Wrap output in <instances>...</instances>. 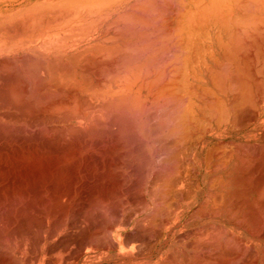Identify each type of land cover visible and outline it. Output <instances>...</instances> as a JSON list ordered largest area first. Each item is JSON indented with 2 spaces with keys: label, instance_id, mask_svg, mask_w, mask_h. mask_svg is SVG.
Returning <instances> with one entry per match:
<instances>
[{
  "label": "bare ground",
  "instance_id": "6f19581e",
  "mask_svg": "<svg viewBox=\"0 0 264 264\" xmlns=\"http://www.w3.org/2000/svg\"><path fill=\"white\" fill-rule=\"evenodd\" d=\"M253 2L0 0V264H264Z\"/></svg>",
  "mask_w": 264,
  "mask_h": 264
},
{
  "label": "rangeland",
  "instance_id": "374dc122",
  "mask_svg": "<svg viewBox=\"0 0 264 264\" xmlns=\"http://www.w3.org/2000/svg\"><path fill=\"white\" fill-rule=\"evenodd\" d=\"M0 35H2V34H0ZM4 38H5V37L0 36V39H1V40H3ZM23 56H26V55L23 54ZM33 57H34V58H33ZM33 57H32V56H31V57L29 56V57L20 58V59H22V60L20 61V59H18V58H14V57H10V56H4L3 59L0 60V65H1V66H3V67L6 66V65H7L8 67H12V66H13V67H15V69H17V71L15 70V72L20 73V77H21L22 74H23L22 76H25V75H27V76L22 77V78L18 77V76H19L18 73H17V74H14V71H13V69H12L13 67H12V68H8L9 71L12 69V70H11V73H10L8 70H7V71H8V72H7V71H6V68H5V71H4V69H3V71H2V69H1V72H2L3 74H0V78H2V77L5 78V77L9 76V79H10V77H11L10 75L13 74L12 79H21V80H22V79H23V80H25V79H26V80L30 79V80H31V79H34V78H35V77H33V76H32V77L30 76V74H31V75L33 74V75H35V76L37 77V78H35V79H39L38 77H40V75H39V72H40V71L37 72V71H35V69H36V68H40V69H38V70H41V66L43 65V62H45V61H43L42 59H41V60H38L39 58L37 59L36 56H33ZM32 58H33V59H32ZM30 59H31V60H30ZM29 60L31 61V62H30V66H29V64H28V63H29V62H28ZM22 61H23V62H22ZM24 61H25V62L27 61V62L25 63ZM20 62H21V63H20ZM24 63H25V64H24ZM31 63H32V64H31ZM22 64L25 65V66H26V64H27V65H28V68H29V69L32 68V70H34V71L37 73V75H39V76H37L36 73L34 74V71H32L31 69H30V71H29L28 69L25 70V66H23ZM33 64H34V65H33ZM45 64H46V62H45ZM7 66H6V67H7ZM21 66H22V68H21ZM33 66H34V67H33ZM26 67H27V66H26ZM1 68H2V67H1ZM23 69H24L25 71H28L27 74H26V72H25ZM31 71H32V72H31ZM6 72H7V73H10V75H9V74L7 75ZM4 74H6V75L4 76ZM17 75H18V76H17ZM28 75H29V76H28ZM4 78H3V79H4ZM6 79H8V78H6ZM4 80H5V79H4ZM76 206H77V205H76ZM93 207H94V206H93ZM98 208H99V209H98ZM106 209H107V210H106ZM110 209H111V208H108V207H107V208H104V207H102L101 205H99V206L96 205L95 208H94L93 210H92V207H91L90 211H88V212L85 213V214L87 215V217H86V216L84 217V215H83L84 213L82 212V213H83V214H82V220H81L80 222H82V221L84 222V220L86 221L87 218L90 220V218H91V221L87 220V221H86L87 223H86L85 225H88V226H89V224H90V226H92L93 223H94L93 218L95 219V218H96V215H97V218L99 219V221H101V222H104V220H105V222H106L108 216H109L108 220L111 219V218L113 219V218H114V216H113V214H112L113 212H110V211H111ZM91 210H92V211H91ZM96 210H98V211H96ZM99 210H101V211H102L103 213H105V214L103 215V213H102L101 211L99 212ZM109 210H110V211H109ZM93 211H94V213L96 212V213H95L96 215L93 214L94 217H93V215H91V214L93 213ZM112 211H113V210H112ZM107 212H108V213H107ZM77 213H79V212H77ZM77 213L74 211V214H75V215H74V214H71V215H74V216H71V218H72L73 220L70 219V221L72 220L73 223H75V222L78 221V219L75 217V216L78 215ZM89 213H90V214H89ZM99 213H100V214H99ZM109 213H110V214H109ZM106 214H107V217H105ZM111 214H112V215H111ZM90 215H91V216H90ZM89 216H90V217H89ZM103 216H104V217H103ZM112 216H113V217H112ZM73 217H74V218H73ZM77 217H78V216H77ZM101 217H103L102 220H101ZM98 219H96V220H98ZM74 220H75V221H74ZM76 220H77V221H76ZM96 220H95V221H96ZM92 221H93V222H92ZM88 222H89V223H88ZM77 223H78V222H77ZM96 223H97V221H96ZM96 223H95V225H96ZM97 224H98V223H97ZM99 224H100V223H99ZM88 226H87V227H88ZM90 226H89V227H90ZM84 227H85V226H84ZM85 228H86V227H85ZM135 231H136V229H135ZM137 231H138V229H137ZM146 235H147V236H146ZM149 235H152V233L150 232ZM149 235H148L147 233L144 234V236H146V237H148ZM99 240H100V239H99ZM100 242H101V240H100ZM100 242L98 241V243H100ZM81 264H83V263H81ZM104 264H107V263L105 262Z\"/></svg>",
  "mask_w": 264,
  "mask_h": 264
},
{
  "label": "crops",
  "instance_id": "0c3cea01",
  "mask_svg": "<svg viewBox=\"0 0 264 264\" xmlns=\"http://www.w3.org/2000/svg\"><path fill=\"white\" fill-rule=\"evenodd\" d=\"M233 1H234V5H235V3H236V5H237V4H238V1H239V2H244V1L247 2V1H249V2H251V3H254L253 1H255V0H253V1H252V0H231V2H232L231 4H233ZM257 1H259V0H257ZM260 2H261V5H264V3H262L261 0H260ZM260 2H259V3H260ZM235 12H237V11H235ZM262 13H263V17H264V9H263V12H262ZM260 15H262V14H260Z\"/></svg>",
  "mask_w": 264,
  "mask_h": 264
}]
</instances>
